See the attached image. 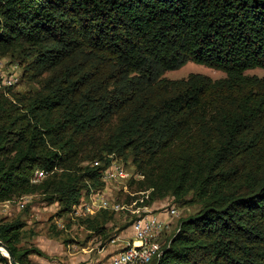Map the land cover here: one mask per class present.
Instances as JSON below:
<instances>
[{
    "label": "trees",
    "instance_id": "16d2710c",
    "mask_svg": "<svg viewBox=\"0 0 264 264\" xmlns=\"http://www.w3.org/2000/svg\"><path fill=\"white\" fill-rule=\"evenodd\" d=\"M0 54L41 86L0 93V203L43 194L68 211L132 157L145 205H201L153 264H264V77L245 75L264 70V0H0ZM188 62L227 76L163 78ZM24 226L0 223V241L32 264L46 255L19 248Z\"/></svg>",
    "mask_w": 264,
    "mask_h": 264
},
{
    "label": "rangeland",
    "instance_id": "374dc122",
    "mask_svg": "<svg viewBox=\"0 0 264 264\" xmlns=\"http://www.w3.org/2000/svg\"><path fill=\"white\" fill-rule=\"evenodd\" d=\"M12 74H17L19 80L14 86L8 87L3 83L6 79L10 78ZM193 74L208 77L213 81L224 79L227 76L226 73L222 71L194 62H188L185 66L177 70L166 72L163 78L168 80H187ZM30 75L31 74L27 71L26 64H24L22 60L12 58L9 55L3 56L0 54V93H4L10 99H13L14 95L35 94L41 86L38 81H32ZM245 75L263 78L264 70L259 68L248 70L245 72ZM263 127L264 120L256 129L259 130ZM84 158L85 160L81 163V167L95 166L96 162H90V159L87 160V156L82 157V159ZM116 161L119 163L118 165L123 167L127 175L122 184L114 182L112 185L108 186V192L110 193L109 196L112 202L130 205L136 200L140 202V200L143 199L142 193L144 191L139 189L138 183L143 179L138 177L141 175H139L132 157H129L127 160L118 159ZM125 184L127 185V192L124 189ZM104 188L105 186H101L88 194L83 192L80 202L82 200L88 201L93 193L103 190ZM31 196H33L31 202L27 204L24 209L19 208L20 200L11 203H0V223L7 224L11 221H20L25 224V228L27 226L26 221L29 219L31 221L29 227L31 228L25 232L23 239L26 240L24 244L25 248L36 247V245L30 242L27 243L33 236L38 237L39 242L43 246L49 243L58 245L60 250L52 254H50L54 252L52 245L43 247L50 254L45 256L43 264H97L96 261L98 258H103L104 256L105 259H108L111 256L110 247L103 255H99V248L108 245L111 238L125 231V227L128 226V228H130V225L136 220V216L132 215L128 210L120 212L102 210L95 216L79 217L74 213V206H72L70 210L64 211V204L61 202L50 203L47 200V196L43 194H34ZM192 199V194L183 200L175 199L173 196H167L164 199H156L151 205H148L149 211L143 212L142 214L159 213L172 208L178 211L177 216L170 219L168 218L171 231L165 236L166 240L172 238L174 234L177 233L176 230L183 220L194 216L201 210L200 203L191 202ZM6 211L14 213L11 219L6 218L8 215ZM35 211L41 214L33 217ZM104 212H107V215L103 216L104 221L106 220L104 222V231L97 234V232L93 230L94 221H96L95 219H97L99 215L104 214ZM112 213L114 217H111ZM127 233H129V231Z\"/></svg>",
    "mask_w": 264,
    "mask_h": 264
},
{
    "label": "built area",
    "instance_id": "2783aa9c",
    "mask_svg": "<svg viewBox=\"0 0 264 264\" xmlns=\"http://www.w3.org/2000/svg\"><path fill=\"white\" fill-rule=\"evenodd\" d=\"M18 75L12 74L10 78L4 81V85L11 87L18 82ZM96 162L95 166H99ZM117 161L106 169L103 175L105 188L93 193L88 201H81L80 204L74 206V213L79 217L95 216L99 212L111 211L120 212L128 210L132 215L136 216V220L132 223L133 238L125 241L123 247L111 258L106 261L98 262L97 264H153L159 262L164 253V249L168 248L170 241L165 242V236L170 233L171 225L165 219H162L158 213H149L143 215V212L149 211V206L145 202L149 200L151 190L142 193L143 199L136 200L130 204H119L112 202L108 186L114 182L122 184L126 179V172L123 167L118 165ZM48 176L44 170H37L32 178L33 184L42 182ZM144 179L143 176H138ZM127 192V185H124ZM33 196L28 195L20 199L19 208L24 209L32 200ZM141 204V206H140ZM168 218L177 216L178 211L174 208L164 211ZM179 231V226L176 230ZM124 241L118 235L110 239V244H116ZM166 244V246H165Z\"/></svg>",
    "mask_w": 264,
    "mask_h": 264
},
{
    "label": "crops",
    "instance_id": "0c3cea01",
    "mask_svg": "<svg viewBox=\"0 0 264 264\" xmlns=\"http://www.w3.org/2000/svg\"><path fill=\"white\" fill-rule=\"evenodd\" d=\"M4 205V204H3ZM4 206H6V207H9V206H7V205H4ZM7 212V217L6 218H8V219H11L12 217H13V215H14V213L13 212H11V211H6ZM41 213L40 212H38V211H35V215H33V217H35L36 215L38 216V215H40ZM159 215H160V217L162 218V219H165V220H167L168 221V216H167V214L165 213V212H159L158 213ZM6 216V215H5ZM170 219V218H169ZM27 226L22 230V234H21V236H22V238H21V240H20V242H19V248H25V246H24V244L26 243V240H23L24 239V236H25V232H26V230H28L29 228H31V227H29V225H30V223H31V221L28 219L27 221ZM169 222V221H168ZM129 231V233H127ZM120 238H122V239H124V241H121V242H118V243H116V244H110V242H109V244L108 245H105V246H102L101 248H99V255H103L107 250H108V248L110 247V253H111V256H110V258L115 254V253H117L119 250H121V248L123 247V243L125 242V241H127V240H130V239H132L133 238V233H132V229L131 228H128V229H126L125 231H122L120 234H117ZM129 237V238H128ZM112 239V238H111ZM28 242H30V243H32V244H34V245H36V247L37 248H39L45 255H50V254H52V253H57L60 249H59V246L58 245H56V244H52V243H49L48 245H45V246H43L40 242H39V238L38 237H34L33 236V238L30 240V241H27V243ZM50 245H52V247L54 248V252H51L50 254L47 252V250H45L43 247H47V246H50ZM27 248V247H26ZM45 259V257H40V256H38V255H31L30 256V260H31V262H32V264H43V260ZM109 259V258H108ZM108 259H105V257L103 256V258H98L97 259V263L98 262H103V261H106V260H108ZM0 264H2V263H0Z\"/></svg>",
    "mask_w": 264,
    "mask_h": 264
},
{
    "label": "water",
    "instance_id": "95a60500",
    "mask_svg": "<svg viewBox=\"0 0 264 264\" xmlns=\"http://www.w3.org/2000/svg\"><path fill=\"white\" fill-rule=\"evenodd\" d=\"M4 252V253H3ZM0 253L7 262V264H19L13 256L10 249L3 242L0 241Z\"/></svg>",
    "mask_w": 264,
    "mask_h": 264
},
{
    "label": "bare ground",
    "instance_id": "6f19581e",
    "mask_svg": "<svg viewBox=\"0 0 264 264\" xmlns=\"http://www.w3.org/2000/svg\"><path fill=\"white\" fill-rule=\"evenodd\" d=\"M4 253V252H3Z\"/></svg>",
    "mask_w": 264,
    "mask_h": 264
}]
</instances>
